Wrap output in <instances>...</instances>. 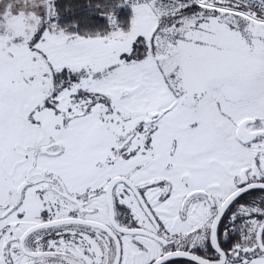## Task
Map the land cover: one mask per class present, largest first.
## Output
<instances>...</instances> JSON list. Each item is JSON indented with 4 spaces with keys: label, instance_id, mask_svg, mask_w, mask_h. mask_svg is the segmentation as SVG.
<instances>
[{
    "label": "snow or ice",
    "instance_id": "obj_1",
    "mask_svg": "<svg viewBox=\"0 0 264 264\" xmlns=\"http://www.w3.org/2000/svg\"><path fill=\"white\" fill-rule=\"evenodd\" d=\"M0 264H264V0H0Z\"/></svg>",
    "mask_w": 264,
    "mask_h": 264
}]
</instances>
